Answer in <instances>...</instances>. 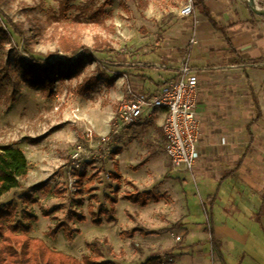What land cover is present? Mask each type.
Wrapping results in <instances>:
<instances>
[{"label":"rangeland","instance_id":"374dc122","mask_svg":"<svg viewBox=\"0 0 264 264\" xmlns=\"http://www.w3.org/2000/svg\"><path fill=\"white\" fill-rule=\"evenodd\" d=\"M183 1L0 0V146L18 148L28 161L27 176L0 198V210L9 205L30 238L78 260L97 248L115 264L150 257L174 264L166 254L179 240L184 201L163 153L161 115L118 132L114 123L129 89L144 91L142 79L156 74L159 86L187 65L178 36L195 15L178 18ZM63 40L79 48L65 52ZM194 56L191 66L201 63ZM63 58L81 61L68 78L51 73L52 86L27 78L30 60ZM185 192L187 222L197 224L203 211L195 184ZM134 194L147 205L122 198Z\"/></svg>","mask_w":264,"mask_h":264},{"label":"crops","instance_id":"0c3cea01","mask_svg":"<svg viewBox=\"0 0 264 264\" xmlns=\"http://www.w3.org/2000/svg\"><path fill=\"white\" fill-rule=\"evenodd\" d=\"M254 1L264 7V0ZM194 9L193 25H181L178 38L201 89L199 160L191 174L173 171L184 204L173 235L179 240L167 253L178 255L174 264H264V16L254 15L247 0H202ZM193 53L197 66L190 64ZM156 80L142 79V92H154ZM192 182L203 211L197 224L186 219Z\"/></svg>","mask_w":264,"mask_h":264},{"label":"trees","instance_id":"16d2710c","mask_svg":"<svg viewBox=\"0 0 264 264\" xmlns=\"http://www.w3.org/2000/svg\"><path fill=\"white\" fill-rule=\"evenodd\" d=\"M201 1L193 0L194 8L201 6ZM203 16L216 31H220L218 23L215 22L214 18L206 10L203 11ZM6 24L9 29L13 30L14 34L22 39L23 34L20 29L8 21ZM62 42V50L65 52L74 51L79 48V46L74 44L69 45L64 40ZM83 49L85 48L80 47V50ZM80 66L81 61L77 59L68 60L63 58L62 60H55L54 64L46 60L37 61L32 59L26 69L27 78L35 83L42 82L45 85L52 86L54 78L50 76L51 73L56 74L60 78H68L70 74L77 72ZM253 105L256 107L254 97ZM257 116H259L258 111ZM94 138L97 139L96 137ZM27 174L28 161L23 153L15 147L0 146V198L16 190L20 180L25 178ZM80 193L81 190L77 192L78 195ZM122 198L129 203L138 204L141 207L147 204V199L143 194L125 195ZM112 203H115V200ZM9 208L10 206L7 205L6 209L0 210V264H115L112 261L103 259V256L97 248L93 250L92 254L82 255L81 260L50 249L42 240L34 237L30 238L28 236L30 232L28 227H25L20 222L14 223ZM103 212L106 214V211ZM102 213L99 212V216L93 219L96 226L101 225L102 221L100 217ZM74 216L77 217V214H74ZM78 219L79 221L84 220L83 217H78ZM110 219L106 218V221L110 222ZM61 226L56 227V230H60ZM212 246L213 248L216 247L214 241H212ZM176 248L178 249L179 246ZM166 256L168 259L178 257V255L174 256L171 252L167 253ZM140 264H164V262L159 257H150Z\"/></svg>","mask_w":264,"mask_h":264},{"label":"built area","instance_id":"2783aa9c","mask_svg":"<svg viewBox=\"0 0 264 264\" xmlns=\"http://www.w3.org/2000/svg\"><path fill=\"white\" fill-rule=\"evenodd\" d=\"M194 13L193 0H184L177 16L180 20L189 19ZM190 44H195V40L191 39ZM200 92L199 81L188 65L178 69L170 81L163 83L152 93L129 89L127 100L117 111L115 132L129 125L151 121L161 113L163 153L169 168L175 172L191 174L199 160L200 118L204 112L199 108ZM72 167L78 168L77 156H73Z\"/></svg>","mask_w":264,"mask_h":264},{"label":"water","instance_id":"95a60500","mask_svg":"<svg viewBox=\"0 0 264 264\" xmlns=\"http://www.w3.org/2000/svg\"><path fill=\"white\" fill-rule=\"evenodd\" d=\"M247 7H249L250 11L257 16H264V9L260 10L255 7L253 0H247Z\"/></svg>","mask_w":264,"mask_h":264}]
</instances>
